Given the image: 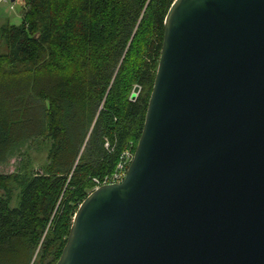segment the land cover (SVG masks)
Wrapping results in <instances>:
<instances>
[{"label": "water", "instance_id": "1", "mask_svg": "<svg viewBox=\"0 0 264 264\" xmlns=\"http://www.w3.org/2000/svg\"><path fill=\"white\" fill-rule=\"evenodd\" d=\"M164 25L127 174L56 264H264V0H174Z\"/></svg>", "mask_w": 264, "mask_h": 264}, {"label": "trees", "instance_id": "2", "mask_svg": "<svg viewBox=\"0 0 264 264\" xmlns=\"http://www.w3.org/2000/svg\"><path fill=\"white\" fill-rule=\"evenodd\" d=\"M21 1L0 25V164L36 143L47 160L0 173V264H56L93 179L136 151L174 0Z\"/></svg>", "mask_w": 264, "mask_h": 264}, {"label": "rangeland", "instance_id": "3", "mask_svg": "<svg viewBox=\"0 0 264 264\" xmlns=\"http://www.w3.org/2000/svg\"><path fill=\"white\" fill-rule=\"evenodd\" d=\"M21 0H0V25L10 22L18 24L21 22V15L23 14ZM38 145L33 144L29 148H25L22 153H18L11 157L6 163L0 164V173H10L19 170L29 163L31 167H40L42 163L47 160V148L38 149ZM19 204L18 191L13 198L12 206L16 207Z\"/></svg>", "mask_w": 264, "mask_h": 264}, {"label": "built area", "instance_id": "4", "mask_svg": "<svg viewBox=\"0 0 264 264\" xmlns=\"http://www.w3.org/2000/svg\"><path fill=\"white\" fill-rule=\"evenodd\" d=\"M8 1V0H5ZM108 146V143H107ZM134 153L131 150L125 152L123 159L117 165L115 171L111 174H108L104 177H95L93 180L95 182V188L101 187L103 185L112 184V183H120L124 180L129 166L133 160Z\"/></svg>", "mask_w": 264, "mask_h": 264}]
</instances>
